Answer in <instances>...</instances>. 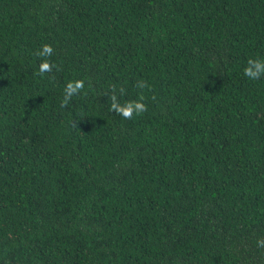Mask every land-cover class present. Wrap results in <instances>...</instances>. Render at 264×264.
Returning a JSON list of instances; mask_svg holds the SVG:
<instances>
[{
  "label": "trees",
  "instance_id": "obj_1",
  "mask_svg": "<svg viewBox=\"0 0 264 264\" xmlns=\"http://www.w3.org/2000/svg\"><path fill=\"white\" fill-rule=\"evenodd\" d=\"M249 58L264 0H0V264H264Z\"/></svg>",
  "mask_w": 264,
  "mask_h": 264
},
{
  "label": "clouds",
  "instance_id": "obj_2",
  "mask_svg": "<svg viewBox=\"0 0 264 264\" xmlns=\"http://www.w3.org/2000/svg\"><path fill=\"white\" fill-rule=\"evenodd\" d=\"M54 48L51 44H44L40 49L35 53L36 56L43 58L39 64L37 74L43 77L46 73H51L54 65L48 57L53 55ZM244 76L250 80H259L264 76V59L259 58H249L247 61V66L244 68ZM150 86L146 81L140 80L136 82V88L145 89ZM111 111H114L116 114L121 116L123 119H132L134 116H140L148 111V105L145 101V94L141 91L138 95V98L135 100H128L125 103L121 104L118 95L116 86L111 87ZM85 91V81L83 79H77L69 81L64 88L63 99L61 101V107H67L73 96H79L82 92ZM120 95L124 94L123 89H119ZM152 99L155 100L156 97L152 96ZM257 247H264V239L257 240Z\"/></svg>",
  "mask_w": 264,
  "mask_h": 264
}]
</instances>
